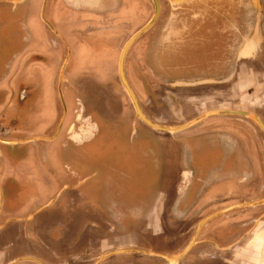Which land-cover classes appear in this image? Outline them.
Masks as SVG:
<instances>
[{
    "label": "crops",
    "instance_id": "1",
    "mask_svg": "<svg viewBox=\"0 0 264 264\" xmlns=\"http://www.w3.org/2000/svg\"><path fill=\"white\" fill-rule=\"evenodd\" d=\"M40 1L42 0H0V8L9 13L10 25L17 23L22 11L31 9L29 22L32 32L34 30L38 32L42 30L40 22L37 20ZM143 1L147 5L142 4V7L139 0H65V5H58V13L55 16L51 14L61 25L60 30L65 33L68 39L72 38V41L77 43L75 36L80 35L94 43L90 50L93 55L90 57L79 52L80 64L82 66L84 63L90 70L102 73L103 77L99 75L95 79L96 82H103V84L98 83L93 86L95 93L96 91L99 93L97 96H91L92 88L88 84H75L73 86L75 96H73L70 89L61 93L63 83V76H61L58 90L60 95L58 94L56 97L52 93L48 99L41 102L42 107L35 110L39 120L36 124V133L39 134L40 138L36 142L34 141L35 144L32 141V145L27 142L23 143L26 145L15 147L10 160L6 157L2 158V181L8 201H3L4 208L0 214V264H60L59 262L65 263L84 256L86 248H91L89 256L96 258L107 250V245L97 243L99 240H96L95 244L92 245L91 239L93 237L90 230L84 232V227L92 220L98 222L101 215L107 217L105 212V214L100 213L105 209L103 200L101 202L100 198L95 199L94 211L96 212H91V185L89 183L91 177L95 178L93 191L94 194L101 197L100 194L104 192L107 182L105 173H102L101 176V170L107 164V152L116 154L118 149L114 147L111 151H107V148L93 141L96 135L90 127L91 121L84 117L81 109L77 108V102L88 104V106L94 104L100 111L105 110L111 113L113 120L110 121L113 123L118 122V120L127 125L132 123L133 112L125 105L128 103L126 98L121 92L118 101L108 96L107 94L115 90V84L112 83V86L108 82L114 79L115 63L121 47L133 34H136L146 23H149L155 15L154 5L149 4L148 0ZM149 11L150 15L147 16ZM148 18H150L149 22L147 21ZM140 24H142L141 28H139ZM155 27L156 25L141 38L150 36ZM32 36L30 52L39 49L41 54L50 55L46 39L40 38L39 42L33 33ZM114 37H118L120 41L118 50L107 47L105 43L99 45L100 40L109 41ZM135 47L138 49L142 47V42L140 45L138 43L137 46H134V49ZM62 55V52L56 54L58 70ZM14 71L11 66L8 77L0 81V89L8 87V81ZM251 75H253L252 71ZM251 75L250 73L246 75L242 71L241 78L233 86L206 89L205 91L209 93V96L206 95L207 98L195 93L191 96L180 97L178 101L171 99L167 105L164 102L167 111L173 109L174 113L179 115L178 117H171L170 120L187 122L203 112H206V115L213 111H236L255 114V117L258 115L262 118L261 115L264 114V86L260 88L249 84L245 79L247 77L249 80ZM47 93H49L48 90ZM61 100L70 106L68 115H71L68 116L65 126L60 127L57 135L49 139L46 130L54 123L57 113L55 107L61 103ZM185 106L192 108L190 113H183L182 109ZM119 108L123 109L122 115L115 112ZM235 116H210L184 131L177 133L155 132L152 134L154 138L159 137L161 140L158 150L163 159V178L150 183L147 190L140 189L139 186H132L130 190H125V192L122 188L111 190L110 193L117 195V199L119 198L121 205L118 209L122 210L120 213L116 212L115 215H112L115 218V226L118 225L116 222L118 219L123 232H132L133 229L130 230V228H134V231L137 229L136 232L139 233L140 227L147 225L146 221L154 223L155 236H157L154 244L158 248L164 247L167 250L171 248L170 242L175 240L173 234L182 232L186 234L187 238V234L196 230L199 222H193L191 218L197 211L219 199H225V196L230 193L234 194V186L236 185H243L255 190V193L252 192L249 196L244 197L245 204L240 205L241 207L257 208L261 206V202L264 200H257L261 197L264 198V191L257 193V190L258 188L261 189L264 182V165L249 162L247 166L241 167L237 164H231L226 167L206 168L208 170L206 175H209H207L206 180L207 186L199 196L194 198L192 209L189 211L182 209L180 214L172 212L168 216L170 218L168 222L166 221V214L163 212L165 205L170 206L172 210L176 203L180 207L183 204L186 207L185 202L190 200L191 189L186 190L185 187L190 183L193 185L197 181L195 180L197 171L195 172L194 164L197 163L198 155L219 151L221 149L220 143H218L219 135L232 134L239 141L235 143L234 152L239 153V144L243 142L245 152L249 149L250 155L252 154V157L256 158L252 138L257 141L259 134L249 132L250 134L247 135L230 130L227 126H230V122ZM215 117L216 120L207 122L210 118ZM259 117L257 118L259 119ZM204 121L205 123L202 124ZM213 124L216 127L211 131L203 129V127ZM245 136H248L247 140ZM132 141L130 144H133ZM28 145L30 146L28 147ZM37 147L42 148L39 149L40 156L35 149ZM260 150L263 151L264 149L260 148ZM261 161L263 162V158L259 162ZM96 164H101L100 169L92 170L93 166H98ZM204 171V169L198 170L199 177L202 178ZM124 193H130V198ZM123 198L129 202H123ZM144 201L145 204H141ZM35 207L40 209L36 215L37 218L32 213ZM47 210L49 211L46 212ZM162 222H166L169 228L162 227ZM213 222L216 224L215 220ZM201 224L199 223L198 227ZM24 226L26 235H24ZM213 226L210 225L208 229L203 231L200 238L212 239L210 242L212 248H209L212 252L211 256L207 257L205 262L201 261L204 258L200 259V256L208 246H202L203 249L201 250V247H196V243L185 258L186 264L190 260H198L204 264H218L221 260L216 262V259L220 257H224L223 259L228 264H235L230 256L240 252L242 253L239 258L242 257V259L247 260L248 264H264V224L250 230L242 246L236 251L221 255H217V253L219 250H223L221 249L223 245L229 239L238 237L239 234L235 236L238 232L244 234L242 231L244 228L239 229L236 224H233L232 232L226 229L225 234L222 233L223 237H218V234H213ZM203 227L200 232H202ZM145 231L147 232L146 229ZM82 233L83 235H80ZM181 241L184 242L185 247L187 240ZM77 242L79 243L77 244ZM165 242H168V246L165 245ZM87 244L90 245L87 246ZM126 245L133 248H140L141 246L150 248V246L138 245L135 242ZM177 247H180V243ZM101 263L102 261L98 262V264Z\"/></svg>",
    "mask_w": 264,
    "mask_h": 264
},
{
    "label": "flooded vegetation",
    "instance_id": "2",
    "mask_svg": "<svg viewBox=\"0 0 264 264\" xmlns=\"http://www.w3.org/2000/svg\"><path fill=\"white\" fill-rule=\"evenodd\" d=\"M139 1L141 5H147L145 1ZM158 1L161 6V14L153 33L147 36L146 41L142 43V47L134 49L137 41L127 53L124 62L125 77L138 99L142 115L146 121L142 118H137L136 110L125 92H123L120 80L121 55L126 44L135 34L121 47L115 63L114 79L108 82L112 86V83L115 84V90L107 94L117 101L120 100V92L124 94L123 96L128 102L125 105H130L129 108L133 112L132 123L127 125L120 120L113 123L110 121L113 120L111 113L105 110L102 113L94 104L88 106V104L77 102V108L81 109L84 117L91 121L90 127L94 135H96L93 141L96 144H101L104 148H107V137L113 134L112 139L115 140V136L119 133L121 135L126 128L133 130L131 141L133 140V145L134 143L136 145L135 153L133 150L132 154L135 159V167L131 171L126 169L127 172H124L125 174L130 173L132 176L127 174L124 178L121 173L123 183L119 188H122L124 192L125 190H130L133 185L147 190L150 186L149 182H156L163 178V159L160 157L158 150L161 140L159 137L154 138V135H152L155 132L160 133V131L152 128L148 122L164 127H182L198 120L206 113L203 112L187 122L170 120L171 117L179 116L174 113L173 109L167 111V107H165V105L169 104L168 102H171V99L178 101L180 97L191 96L195 93L207 98L206 95L209 96V93L205 91L206 89L233 86L241 78L242 71L246 75L252 71L254 79L251 81L247 77L245 79L249 84L260 88L264 86L261 84L264 83V0ZM148 2L154 5L155 14L154 1L148 0ZM59 4L61 6L65 5V0L40 1L37 20H39L42 30L38 32L36 30L32 32L29 22L31 9L28 8L22 11L17 23L10 25L9 13L0 8V81L8 77V71L11 66L13 71L15 70L8 81V87L0 89V214L4 208L3 201H8L2 181V158L6 157V159L10 160L15 147L26 145L23 143L27 142H30V145L35 144L36 140L40 138L39 134L36 133V124L39 120L35 110H38L39 107L41 108V102L48 99L52 93L56 97H58V94L60 95L58 90L61 76H63L61 93L70 89L73 96H75L73 87L75 84H88L92 88L91 96L99 95L97 91L95 93L93 86L98 83L103 84V82H96L95 79L99 75L103 77L102 73L90 70L84 63L82 66L80 64L79 52H83L86 57L87 55L90 57L93 55L90 50L94 43L80 35L75 36L78 42L74 43L72 38L68 39L65 33L60 30L61 25L51 16V14L55 16L58 13ZM32 33L38 38L39 42L40 38L46 39L50 55L41 54L39 49H36L35 52H30ZM104 43L107 47L111 49L117 48V50L120 45L118 37H114L109 41L104 39L99 41L100 46ZM58 52L63 53L59 70L57 69L56 59ZM17 62L19 64L16 65ZM47 90L49 93H47ZM101 95L103 94L101 93ZM69 108L70 106L62 100L58 106L56 105L55 121L46 130L49 139L57 135L60 127L65 126L68 116L71 115H68L70 113ZM182 110L184 114H188L192 108L185 106ZM256 116L259 117L258 115ZM261 116L263 119L260 117L259 119L264 124V114ZM204 123L205 121L202 124ZM215 127L216 125L213 124L205 126L203 129L211 131ZM227 127L232 131L247 135L250 134L249 132L259 134L257 141L252 138L256 150V158L252 157V154L250 155L249 149L245 152L243 142L239 144V153L234 152L235 143L238 140L232 134L227 136L219 135L218 143H220L221 147L219 151L198 155L197 163L194 164L195 172L197 171L195 180L197 181L193 185L190 183L186 187L184 186L186 190L191 189L189 193L190 200L185 202L186 207L183 204L182 208L176 203L175 208L172 210L170 206L165 205L163 212L166 214L167 222L170 221L168 216L172 212L180 214L182 209L183 211L184 209L185 211L192 209L194 198L199 196L207 186L208 174L206 175V173H208V170L206 168L226 167L231 164H237L241 167L243 165L247 166L249 162H257L264 165V150H260V148L264 149V129L259 123L251 117L235 116L230 122V126ZM245 139L247 140L248 136H245ZM32 141L33 143H31ZM35 149L40 156L41 152L39 149L42 148L37 147ZM118 155V151L116 154L112 152L109 155L107 154V159L110 163L115 164ZM262 158L263 162H259ZM107 164L102 168L101 173H105ZM199 169L205 170L203 172L205 175L202 173V178L198 175ZM105 176L107 182L104 192L100 194L101 197H98L92 191L90 200L92 213L96 212L94 211L95 199L100 198L101 202L103 200L105 209L100 213L105 212L107 217L101 215L98 222L92 220L84 227V232L90 230V234L93 237L91 239L92 245L95 244L96 240H99L97 243L107 245V250L96 258L89 256L91 248H86L84 256L65 263L59 262L60 264H98L100 261H102L101 264H107V260L116 257L109 256L111 253L113 254L120 250H141L140 248L127 247L126 244L132 242L138 245L157 247L154 244L157 238L155 236L154 223H148L145 220L147 225L145 227L141 226L139 233L136 232L137 229L134 231V228H130V230L133 229L132 232H123L118 219L116 220L118 225L115 226V218L112 215H115L116 212L120 213L118 208H120L121 202L119 198L117 199V195L110 193V188L107 189V184L110 180L107 173H105ZM93 187H91V190H93ZM252 190L243 185H236L234 186V194L226 195L225 199L217 200L213 204L200 209L192 216L191 220L193 222L198 221L201 224L206 219L219 215L214 219L216 224L213 222L214 220L206 223L197 238L196 247H201L202 250V246H208L200 256V259L204 258L201 261L205 262V259L210 257L212 253L209 249L212 248L210 243L212 239H200L203 231L208 229L210 225H214L212 227L213 234H218V237H223L226 229L232 232L233 224H236L239 229L244 228L242 230L244 234L238 232L235 234V236L239 234L238 237L229 239L223 245L221 248L223 250H219L217 253V255H221L236 251L242 246L250 230L258 228L260 224H264V205L257 208H243L240 206L245 204L244 197L249 196L252 192L255 193V190ZM262 190L264 191V182L261 189L258 188L257 193ZM124 194L130 198V193ZM189 195L187 196L188 198ZM260 200L262 201L264 198L261 197L257 201ZM141 204H145V201ZM39 210L35 207L34 211H32L35 217ZM198 224L195 231L187 234V236L189 235L188 240L186 234L182 232L173 234L175 240L170 242L171 248L167 249V251L171 252L175 249L181 240H187L189 244L192 243L198 235ZM161 226L169 228L166 222H162ZM23 230L25 231V226ZM207 234L209 235V232ZM24 235H26V231ZM80 235H83V233ZM177 239H179L178 242ZM117 240L122 242L120 246L111 245ZM165 245L168 246V242H165ZM180 253L176 251L172 252L171 255L176 256ZM241 253L230 256L232 262L235 261V264H248L247 260L242 259V257L239 258ZM137 256L139 257L140 255ZM223 258H217L216 262L221 260L218 264H228ZM185 260L181 264H186ZM201 261L190 260L188 264H204ZM127 262L121 261L111 264L135 263ZM136 264L143 263L137 262ZM147 264L169 263L164 261L160 263L148 262Z\"/></svg>",
    "mask_w": 264,
    "mask_h": 264
},
{
    "label": "rangeland",
    "instance_id": "3",
    "mask_svg": "<svg viewBox=\"0 0 264 264\" xmlns=\"http://www.w3.org/2000/svg\"><path fill=\"white\" fill-rule=\"evenodd\" d=\"M155 11H156V9H155ZM149 15H150V11L147 14V16H149ZM149 19L150 18H148L147 21ZM147 24L148 23H146L143 27H142V24H140L139 28L142 27L141 29H143ZM146 38H147V36L141 38L137 42V44L139 43V45H140L141 42L142 43L145 42ZM137 44L135 46H137ZM248 75H249V73H248ZM250 75H251V71H250ZM253 79H254V75H251V77L249 78V81H251ZM261 84L264 85V83H261ZM123 92H125L124 88H123ZM125 94H126V92H125ZM126 96L128 97L127 94H126ZM128 107H130V105H128ZM115 112L118 115H120V114L122 115L123 114L122 113L123 109L122 110L120 108L118 110L116 109ZM213 119L216 120V117L215 118H210L209 120H207V122L213 121ZM132 131L133 130H131L130 128H126L125 130L122 131V135H120V133H119V134H117L115 136V140L112 139L113 134L110 135L109 137H107V139H106V141H107L106 142L107 151H111L114 147H116V149H118V154H119L118 158H117V162L115 164L114 163H110L109 160L107 159L108 164L105 167V173H107V176H109V180H110L108 182V184H107V189L110 188V190H115V189L118 190V188L121 187L122 186L121 184L123 183L122 174H123L124 178H125V176L127 174L132 176V174H130V173H127V174L124 173V172H127L126 169L131 171L132 168L135 167V159H134V156H132V154H133V150H134V153H135L136 145H135V143H134V145L130 144ZM130 152H131V154L129 155ZM110 153H112V152H110ZM110 153L107 152L108 155ZM96 165H98V166H93L92 170L93 169H100L101 164H96ZM101 175H102V173H101ZM94 180L95 179H93V177L90 178V183L89 184L91 185V187H93ZM150 183H152V182H149V184ZM133 186H135V185H133ZM88 188H89V185H88ZM92 191L93 190H91V192ZM117 192H115V193H117ZM127 201L128 200H125L123 198V202L127 203ZM261 204L264 205V201H262ZM121 211L122 210L120 209L119 212H121ZM188 239H189V237L187 236V240ZM178 241H179V239H177V242ZM121 243H122L121 241L117 240L116 242L112 243L111 245L120 246ZM179 243H180V247H176L171 252L170 251L168 252L164 247H159V248L158 247L157 248L150 247L151 248L150 249L148 246H147L148 248L141 246L140 249L142 251L141 250H122V251L120 250L118 252H122V253H118V254H115V255H114V253L113 254L112 253L109 254V256H116V257H113V258L107 260V264H111V263H114V262H121V261H128V262H132V263L135 262L133 264H136L137 262H141L143 264H147L148 262L160 263V262L166 261L167 263L172 264V261L168 260L166 257H168V258H174L175 257L176 258V257L182 255L186 251V249L191 245V243L189 244V241H188L187 244H189V245L186 244L187 247L184 249V245H185V244H183L184 242H182V241L180 242L179 241ZM181 244H183V245H181ZM112 247H114V246H112ZM143 250H145V251H143ZM176 251H177V253H180L182 251L183 252L180 253L179 255L172 256L171 253L172 252H176ZM144 252H146V253L147 252L148 253H155V254H159V255H163V256H154V255H150V254H145ZM115 253H117V252H115ZM137 255H140V256L138 257Z\"/></svg>",
    "mask_w": 264,
    "mask_h": 264
},
{
    "label": "water",
    "instance_id": "4",
    "mask_svg": "<svg viewBox=\"0 0 264 264\" xmlns=\"http://www.w3.org/2000/svg\"><path fill=\"white\" fill-rule=\"evenodd\" d=\"M153 1H154L155 8H156L154 17L152 18V20L143 29H141L139 32H137L129 40V42L126 44V46L124 48V51H123V53L121 55V59H120V80H121V83H122V87L124 88L126 94L128 95V98L130 99V101L132 102V104H133V106H134V108L136 110L137 118H142L145 121H146V119H144V117L142 115V110H141L140 104L138 102V99H137L135 93L133 92V90L131 89V87H130V85H129L126 77H125V74H124V62H125L127 53L129 52L131 47L142 36H144L146 33H148L156 25V23L159 20V17H160V14H161V6H160V3H159L158 0H153ZM216 115H236V116L251 117L254 120H256L259 123V125L264 129V124L260 121V119H258L254 115L248 114V113H243V112H236V111H213V112L207 113L206 115L202 116L201 118H199L198 120H196V121H194V122H192L190 124H187L185 126L178 127V128L163 127V126H159V125L153 124L151 122H148V124L152 128H154L155 130L160 131V132L177 133V132L184 131V130L196 125L197 123L201 122L202 120H204V119H206V118H208L210 116H216ZM216 216H218V215H216ZM216 216L208 218L207 220H205L200 225L198 235H199L202 227L205 225V223H207L208 221L212 220ZM198 235H197V237H198ZM197 237L194 239V241L191 243V245L186 249V251L182 255H180V256H178L176 258L175 257L174 258H168L166 256L165 257L168 260H171L172 264H180L186 258V256L190 253V251L193 249V247L195 246ZM118 253H122V252L114 253V255L118 254ZM144 253L145 254L154 255V256H163V255H159V254H155V253H148V252L147 253L144 252Z\"/></svg>",
    "mask_w": 264,
    "mask_h": 264
}]
</instances>
